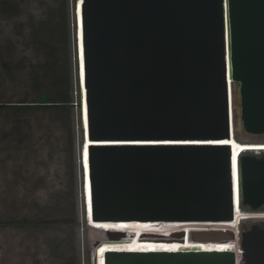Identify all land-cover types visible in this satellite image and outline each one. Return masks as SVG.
I'll use <instances>...</instances> for the list:
<instances>
[{
  "label": "water",
  "instance_id": "1",
  "mask_svg": "<svg viewBox=\"0 0 264 264\" xmlns=\"http://www.w3.org/2000/svg\"><path fill=\"white\" fill-rule=\"evenodd\" d=\"M78 1L69 0V15L80 217L89 264H97L94 248L101 240L131 236L95 228L90 220L234 221V172L238 203L261 214L264 150L259 156L243 152L235 164L233 148L211 140L231 141L235 132L264 136V0H81L80 7ZM163 140L195 141L120 143ZM245 221L254 224L246 228ZM263 222L241 220L239 264H264ZM223 233L228 232L178 235ZM127 249H107L104 264H237L236 253L227 249Z\"/></svg>",
  "mask_w": 264,
  "mask_h": 264
},
{
  "label": "rangeland",
  "instance_id": "2",
  "mask_svg": "<svg viewBox=\"0 0 264 264\" xmlns=\"http://www.w3.org/2000/svg\"><path fill=\"white\" fill-rule=\"evenodd\" d=\"M20 5L21 11L18 17L0 16V44L10 43L8 48L15 49V62L25 57L27 60L35 61L34 50L27 46L28 38L26 37L29 28L25 23L29 18L35 20L40 18L42 9L36 1L23 2ZM78 22L80 23L79 14ZM2 48L7 47L2 45ZM79 52L81 54V47ZM79 65L81 70L82 59ZM72 72L75 79L74 62ZM80 80L82 84L81 73ZM10 88L6 85L4 92L7 98L15 100L14 98H18V95H22L21 85L17 84L16 87ZM73 97L75 99L77 97L74 86ZM77 112L75 110L70 133L57 128V125L48 119L38 121L32 116H29L30 120H35L28 126L21 125L23 127L15 133L17 123L14 124V117L0 113V264H64L65 258L72 255L77 257L78 264H89L88 237L86 229L81 225L80 217L78 162L80 129ZM19 135H23L20 138L21 141H19ZM237 135L242 143L264 144V136H251L243 132ZM83 197L85 198L84 193ZM72 204L75 206L76 219L81 223L78 228L70 227L63 222L71 213ZM22 219L27 220L28 224L17 226L11 223ZM36 222H39L41 226H36ZM242 224L248 228L254 222L245 221ZM232 238L229 232L214 237H200V239L176 234L169 238L143 236L140 242L171 244L202 241L220 244L210 248L213 249L228 246ZM126 240L127 237L123 236V238L112 239L108 243L101 240L99 244L120 246ZM56 242L63 245L62 250L67 254L65 258L56 260L52 257V252L60 251L58 243L54 244ZM234 243L233 246H235ZM194 248L203 249L188 245L164 250ZM72 250L73 252L68 254ZM102 256H104L103 253Z\"/></svg>",
  "mask_w": 264,
  "mask_h": 264
},
{
  "label": "trees",
  "instance_id": "3",
  "mask_svg": "<svg viewBox=\"0 0 264 264\" xmlns=\"http://www.w3.org/2000/svg\"><path fill=\"white\" fill-rule=\"evenodd\" d=\"M29 1H36L42 9L40 18L37 20L29 18L25 23L29 28L26 37L28 38L27 46L34 50L36 59L30 61L25 57L15 62V49L8 48L9 42L0 44V113L14 117V124L17 123L15 133L23 127L21 125L28 126L35 120L31 121L29 116L38 121L48 119L55 123L57 128L70 133L75 110H77L75 106L77 102L73 97L70 3L69 0H0V16L18 17L21 11L20 4ZM2 45L7 48H2ZM19 79H21L20 82H18ZM17 84L21 85L22 95H18V98H14L15 100L7 98L4 92L6 85L8 88L11 86L10 89H12ZM22 136L19 135V141ZM234 138L240 142L237 134H234ZM239 209L245 213H252L241 204ZM259 213L264 214V209L259 210ZM63 222L70 227L80 226L81 223L76 219L74 204L71 206V213ZM11 223L23 226L27 225L28 221L22 219ZM81 225L85 229L83 222ZM260 225L264 227V222ZM36 226L41 224L36 222ZM200 237L202 236L192 238L200 239ZM57 243L60 251L52 252V257L56 260L67 256L62 250L63 245L59 242L54 244ZM70 252L73 250L68 254ZM68 257L65 258L64 264H78L77 257L74 255Z\"/></svg>",
  "mask_w": 264,
  "mask_h": 264
},
{
  "label": "bare ground",
  "instance_id": "4",
  "mask_svg": "<svg viewBox=\"0 0 264 264\" xmlns=\"http://www.w3.org/2000/svg\"><path fill=\"white\" fill-rule=\"evenodd\" d=\"M81 0L78 1V7H80ZM79 21H80V14H79ZM82 53V49H81ZM83 66V65H82ZM81 66V68H82ZM82 75V87H83V73ZM81 83V80H80ZM85 92L82 89V99H84ZM231 100V99H230ZM84 101V100H83ZM84 106V116H83V124L86 123V116H85V102H83ZM236 134V133H235ZM195 140H163V141H124L120 142L123 144H169V143H191ZM210 141V140H209ZM211 142H220L218 144H229L233 148V160L236 164L237 158L243 153L247 151H257L264 150V144L260 143H239L237 142L233 137L231 141L228 140H211ZM81 164V160H80ZM236 166V165H235ZM84 169L86 172V176L88 174V164H87V152L84 150ZM237 173V172H236ZM234 172V200H235V209L236 212L234 214V221L232 222H218V223H174V224H158V225H151V224H145V223H94L90 220V224L94 226L95 228L101 229V230H109L113 232H125L127 234H131V236H125L127 237V240L119 245H102V244H96L94 248V252L96 255L97 264H104V256L105 251L110 248H128L127 250L131 251H148L146 249H152V250H164L169 249L170 247L176 248V247H184L190 245L191 247H201V248H212L216 245L220 244H212L207 242H186V243H142L140 242L141 238L143 236H149V237H156V238H169L172 235H176L179 232H190V231H213V232H229L232 234L233 238L232 241L229 243L226 247H219L218 249H227L232 250L234 253H236V260L237 264H239L240 260V250H238L237 242H238V236H239V226L241 220H247L243 218H255V217H261L264 218V214H257V213H245L242 212L239 209V203H238V182H237V174ZM84 195L86 201H88L87 204V211L89 213L90 210V204H89V184L88 180L86 181V185L84 187ZM241 219V220H240ZM252 220V219H251ZM169 236V237H168ZM234 239V240H233ZM140 242V244H139ZM233 242H235V246H233ZM119 246V247H118ZM186 249H184L185 251Z\"/></svg>",
  "mask_w": 264,
  "mask_h": 264
},
{
  "label": "clouds",
  "instance_id": "5",
  "mask_svg": "<svg viewBox=\"0 0 264 264\" xmlns=\"http://www.w3.org/2000/svg\"><path fill=\"white\" fill-rule=\"evenodd\" d=\"M261 151H263V150H259L257 154H259ZM254 152H255V151H254Z\"/></svg>",
  "mask_w": 264,
  "mask_h": 264
},
{
  "label": "built area",
  "instance_id": "6",
  "mask_svg": "<svg viewBox=\"0 0 264 264\" xmlns=\"http://www.w3.org/2000/svg\"><path fill=\"white\" fill-rule=\"evenodd\" d=\"M77 69H78V67H77V65H76V71H77Z\"/></svg>",
  "mask_w": 264,
  "mask_h": 264
}]
</instances>
